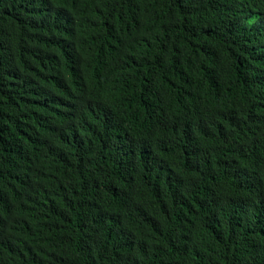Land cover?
Listing matches in <instances>:
<instances>
[{"label":"trees","instance_id":"16d2710c","mask_svg":"<svg viewBox=\"0 0 264 264\" xmlns=\"http://www.w3.org/2000/svg\"><path fill=\"white\" fill-rule=\"evenodd\" d=\"M0 264H264V0H0Z\"/></svg>","mask_w":264,"mask_h":264}]
</instances>
